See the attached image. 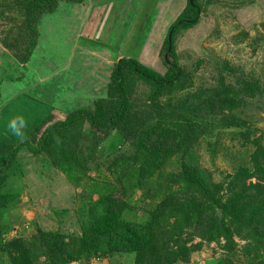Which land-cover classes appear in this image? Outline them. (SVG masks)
<instances>
[{
  "label": "trees",
  "instance_id": "16d2710c",
  "mask_svg": "<svg viewBox=\"0 0 264 264\" xmlns=\"http://www.w3.org/2000/svg\"><path fill=\"white\" fill-rule=\"evenodd\" d=\"M83 1L0 0L2 48L16 64H27L41 46L39 23L43 16L55 13L61 2ZM198 3L188 0L168 30L162 54L167 69L163 76L139 61L121 59L109 75L105 97L96 100L89 110L75 111L59 120L56 117L60 113L49 106L48 114L27 134L28 139L20 146L33 156H43L77 188L81 178L97 166L88 164L90 154L86 158L79 154L83 150L76 140L81 131H86L82 139L95 151L111 133L124 138L131 150L106 164L115 187L99 195L81 220L79 234L38 228L28 238L0 241V252L9 264H90L93 259L115 255L132 256L133 264H189L204 244L220 245L221 241L227 256L240 250L245 264H264V146L261 138L251 139L250 122L236 114L248 103L247 98L263 100L264 80L233 74L234 87L226 89L216 63L212 65L215 79L193 89V74L189 76L187 67L180 64L174 41L180 30L193 26L191 20L201 10ZM226 69L233 71L230 66ZM140 83L149 89L143 100ZM175 93L180 96L172 104L169 98ZM224 112L228 114L219 119L223 126L241 127L238 136L242 145L251 143L255 149L248 162L214 182L192 169L185 157L206 134L203 122L215 121ZM18 148L5 146L0 155V214H5L8 204L18 198L7 190L10 179L18 175L13 166ZM174 159L184 161L165 182L161 181ZM124 180L146 190L154 202L144 219H126L135 216L137 208L122 198ZM1 224L0 232L6 230ZM196 239L199 242L193 244ZM236 240L245 243L240 247ZM217 264L231 261L227 257Z\"/></svg>",
  "mask_w": 264,
  "mask_h": 264
},
{
  "label": "rangeland",
  "instance_id": "374dc122",
  "mask_svg": "<svg viewBox=\"0 0 264 264\" xmlns=\"http://www.w3.org/2000/svg\"><path fill=\"white\" fill-rule=\"evenodd\" d=\"M188 0H84L82 3L61 2L55 13L45 15L39 23L40 44L25 65L16 64L0 44V155L5 146H18L13 166L17 177H12L7 190L17 194L9 210L0 214V241L28 238L40 228L62 231L70 235L80 233L81 220L88 215L99 195L112 191L114 177L106 171V164L117 155L130 152L127 141L111 133L97 150L82 139L76 140L87 156L91 170L74 187L65 175L55 169L43 156H33L22 141L34 126L52 110L63 119L75 111H87L96 100L105 97L109 75L121 59H132L158 76L166 73L162 61L165 39L175 18ZM201 10L191 20L192 27L180 30L174 49L180 64L193 74V89L207 86L216 71L223 74L225 88L234 87L235 78L243 75L248 80H264V0H198ZM193 18V17H191ZM169 35V34H168ZM217 70L215 71L212 65ZM230 66L233 71L226 68ZM197 69L194 72V69ZM139 95L144 99L149 92L140 83ZM238 90V89H237ZM244 93V91H240ZM250 93V92H249ZM172 94L170 103L176 97ZM242 95H238L241 98ZM238 98V99H239ZM248 103L236 114L250 122V132L261 138L264 146V98H247ZM203 122L206 134L187 152L185 160L202 177L214 182L230 174L244 161L250 160L254 146L242 145L238 133L242 128H226L219 120ZM23 115L28 128L23 140L7 130V121ZM56 119V120H57ZM198 125L201 123L198 120ZM222 124V126H221ZM103 136V135H102ZM104 137V136H103ZM199 139V138H198ZM220 142V143H219ZM85 155V156H84ZM181 159H174L161 175V181L178 170ZM169 173V174H168ZM131 179V177H128ZM153 184V183H152ZM149 185H151L149 183ZM125 196L131 207L137 208L129 220L145 218V211L154 206L146 190L124 180ZM195 240L193 244L198 243ZM240 245L245 242L236 240ZM210 244L193 254L189 264H217L229 257L231 264H245L239 250L227 256L221 246ZM0 264H9L0 252ZM90 264H133V257L115 255L96 258Z\"/></svg>",
  "mask_w": 264,
  "mask_h": 264
},
{
  "label": "clouds",
  "instance_id": "9594fccd",
  "mask_svg": "<svg viewBox=\"0 0 264 264\" xmlns=\"http://www.w3.org/2000/svg\"><path fill=\"white\" fill-rule=\"evenodd\" d=\"M6 127L11 135L23 140L28 128V121L23 115H16L7 121Z\"/></svg>",
  "mask_w": 264,
  "mask_h": 264
},
{
  "label": "water",
  "instance_id": "95a60500",
  "mask_svg": "<svg viewBox=\"0 0 264 264\" xmlns=\"http://www.w3.org/2000/svg\"><path fill=\"white\" fill-rule=\"evenodd\" d=\"M190 3L192 4V0H190ZM199 12H198V16H199ZM168 38H169V41L171 42V33L169 34V36H168Z\"/></svg>",
  "mask_w": 264,
  "mask_h": 264
}]
</instances>
